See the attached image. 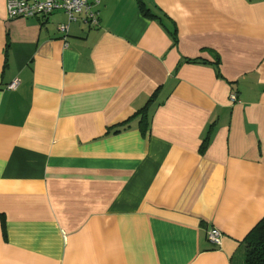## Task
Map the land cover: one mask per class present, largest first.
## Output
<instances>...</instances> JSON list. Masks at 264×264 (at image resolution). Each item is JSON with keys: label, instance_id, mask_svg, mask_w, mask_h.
<instances>
[{"label": "crops", "instance_id": "1", "mask_svg": "<svg viewBox=\"0 0 264 264\" xmlns=\"http://www.w3.org/2000/svg\"><path fill=\"white\" fill-rule=\"evenodd\" d=\"M97 1L64 40L63 12L0 0V264H242L264 217V0Z\"/></svg>", "mask_w": 264, "mask_h": 264}, {"label": "built area", "instance_id": "2", "mask_svg": "<svg viewBox=\"0 0 264 264\" xmlns=\"http://www.w3.org/2000/svg\"><path fill=\"white\" fill-rule=\"evenodd\" d=\"M98 3L87 0H5L6 12L9 20L30 19L35 17H47L55 12H63L67 16V23L59 25L58 32L62 39L68 34V24L82 20L92 27L98 26L97 13L93 8ZM18 82L14 80L6 89L15 90ZM231 103H235V95L229 97ZM208 242L215 248L221 247L222 234L216 229L207 232Z\"/></svg>", "mask_w": 264, "mask_h": 264}, {"label": "trees", "instance_id": "3", "mask_svg": "<svg viewBox=\"0 0 264 264\" xmlns=\"http://www.w3.org/2000/svg\"><path fill=\"white\" fill-rule=\"evenodd\" d=\"M139 8L145 17H154L142 3H139ZM241 245L242 264H264V217L247 233Z\"/></svg>", "mask_w": 264, "mask_h": 264}]
</instances>
